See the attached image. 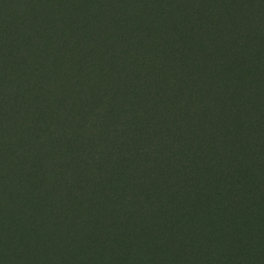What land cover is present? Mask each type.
Segmentation results:
<instances>
[{
  "label": "trees",
  "instance_id": "1",
  "mask_svg": "<svg viewBox=\"0 0 264 264\" xmlns=\"http://www.w3.org/2000/svg\"><path fill=\"white\" fill-rule=\"evenodd\" d=\"M0 231V264H264V0H0Z\"/></svg>",
  "mask_w": 264,
  "mask_h": 264
},
{
  "label": "rangeland",
  "instance_id": "2",
  "mask_svg": "<svg viewBox=\"0 0 264 264\" xmlns=\"http://www.w3.org/2000/svg\"><path fill=\"white\" fill-rule=\"evenodd\" d=\"M4 232V234L8 237H10L11 236V233H12V229L9 231V230H4L3 231ZM0 233H1V231H0ZM7 233V234H6ZM8 241H9V243H10V239L8 238ZM24 240H22V239H17V240H15L13 243H11L13 246L14 245H19V244H21L20 242H23ZM12 242V241H11ZM5 242H0V247L1 246H3V245H1V244H4ZM8 264V263H7Z\"/></svg>",
  "mask_w": 264,
  "mask_h": 264
}]
</instances>
